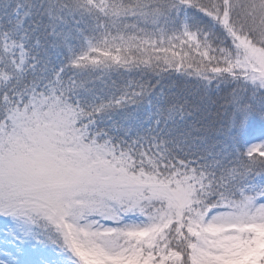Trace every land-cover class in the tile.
Masks as SVG:
<instances>
[{
	"label": "snow or ice",
	"instance_id": "6c2138e0",
	"mask_svg": "<svg viewBox=\"0 0 264 264\" xmlns=\"http://www.w3.org/2000/svg\"><path fill=\"white\" fill-rule=\"evenodd\" d=\"M0 264H264V0H0Z\"/></svg>",
	"mask_w": 264,
	"mask_h": 264
}]
</instances>
